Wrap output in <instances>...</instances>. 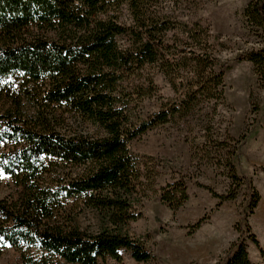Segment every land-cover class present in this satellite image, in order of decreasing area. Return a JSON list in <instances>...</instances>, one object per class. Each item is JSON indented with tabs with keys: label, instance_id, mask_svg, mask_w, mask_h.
Returning a JSON list of instances; mask_svg holds the SVG:
<instances>
[{
	"label": "trees",
	"instance_id": "obj_1",
	"mask_svg": "<svg viewBox=\"0 0 264 264\" xmlns=\"http://www.w3.org/2000/svg\"><path fill=\"white\" fill-rule=\"evenodd\" d=\"M158 2L0 0V94L12 101L0 113V179L10 176L20 189L17 196L0 199V246L14 247L23 264L121 261L123 250L138 262L155 258L129 228L143 217L144 201L155 192L158 165L129 144L224 97V70L209 28L199 21H179ZM124 11L129 24L121 21ZM243 17L258 46L236 59L253 64L264 89V0H250ZM120 36L127 44L118 41ZM148 65L159 69L176 97L138 118L129 108L123 82ZM150 82L133 94L153 97L156 87ZM24 97L35 100L32 114L24 111ZM57 109H64L70 122L58 118ZM205 133L203 146L192 142L195 154H208V146L223 151L228 145L216 164L227 169L231 181L224 194L205 188L221 205L246 185L251 192L247 215H252L261 195L234 163L246 134L229 137L231 146L213 139L208 129ZM159 196L171 210H179L189 200L186 180L167 183ZM86 211L96 215V231L79 225L78 216ZM245 231L247 236L242 233L214 264H254L248 241L264 258L248 217Z\"/></svg>",
	"mask_w": 264,
	"mask_h": 264
},
{
	"label": "rangeland",
	"instance_id": "obj_2",
	"mask_svg": "<svg viewBox=\"0 0 264 264\" xmlns=\"http://www.w3.org/2000/svg\"><path fill=\"white\" fill-rule=\"evenodd\" d=\"M249 1L159 0L157 3L163 12L179 21H199L209 28L224 70V97L218 103H203L189 117L148 130L130 142L133 152L153 157L158 165L155 192L144 201L143 217L129 228L132 236L145 240L155 258L138 262L123 250L121 261L109 258L99 264H214L242 233L247 236L245 217L249 221L251 216L247 215L251 196L247 186L238 189L235 199L221 205L205 188L210 187L219 194L228 191L231 181L227 169L216 163L221 153L226 155L229 146L223 151L208 146V154H195L192 142L203 146L206 129L213 139L226 140L231 146L234 143L229 137L239 139L246 134L234 163L240 176L251 180L259 193L264 192V152L260 148L261 139H264V89L259 87L253 64L236 59L241 52L258 46V37L249 35L244 23L243 10ZM121 21L131 22L127 11ZM118 41L127 44L126 37L120 36ZM150 81L156 87L153 97L139 98L133 94L137 88L149 86ZM123 85L130 101L129 108L138 118L156 112L163 103L176 97L168 80L154 65L146 66ZM11 102L10 95L0 94V113L9 108ZM34 102L23 100L26 113L34 112ZM55 113L58 118H67L70 122L64 109H57ZM179 178L187 182L189 200L174 212L161 202L159 189ZM19 190L10 176L2 175L0 199L17 196ZM201 218L205 219L200 227L192 231L191 226ZM77 220L84 230L96 231L98 227V219L90 211L80 214ZM0 264H23L20 252L9 244L0 246Z\"/></svg>",
	"mask_w": 264,
	"mask_h": 264
},
{
	"label": "crops",
	"instance_id": "obj_3",
	"mask_svg": "<svg viewBox=\"0 0 264 264\" xmlns=\"http://www.w3.org/2000/svg\"><path fill=\"white\" fill-rule=\"evenodd\" d=\"M247 142H249V139ZM261 144V151L264 152V139H261ZM260 194L261 199L255 212L249 217V223L252 231L257 236L261 247L264 249V192H260ZM248 252L250 259L253 260L254 264H264L263 257L255 243H248Z\"/></svg>",
	"mask_w": 264,
	"mask_h": 264
}]
</instances>
